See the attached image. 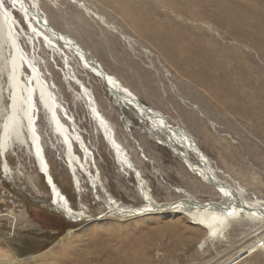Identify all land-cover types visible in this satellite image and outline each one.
<instances>
[{
	"label": "rangeland",
	"instance_id": "obj_1",
	"mask_svg": "<svg viewBox=\"0 0 264 264\" xmlns=\"http://www.w3.org/2000/svg\"><path fill=\"white\" fill-rule=\"evenodd\" d=\"M27 1L89 61L193 142L214 177L243 201L264 203V0ZM15 16L25 31L23 17ZM55 45L59 50L38 43L30 56L91 153L77 185L62 147H54L45 132L42 112L38 127L49 175L83 217L56 211L47 176L30 150L14 148L5 158L10 176L0 160V264H264V221L235 220L224 236L213 238L181 214L110 209L106 195L120 207L143 208L142 185L158 205L185 195L199 204L217 202L220 195L191 170L198 164L192 154L176 142L169 147L149 139L148 124L138 123L131 110L123 116L86 64ZM62 60L72 73L63 70ZM82 87L94 95L141 182L115 160ZM79 148L74 152L81 158Z\"/></svg>",
	"mask_w": 264,
	"mask_h": 264
},
{
	"label": "bare ground",
	"instance_id": "obj_2",
	"mask_svg": "<svg viewBox=\"0 0 264 264\" xmlns=\"http://www.w3.org/2000/svg\"><path fill=\"white\" fill-rule=\"evenodd\" d=\"M33 6V3L27 0H0V160L3 162L2 172L5 176L11 175L10 169L6 164V154L16 147L28 148L40 173L47 176V183L50 185L52 193V202L50 204L66 218L83 217L81 213L75 212L69 207L70 205H68L66 198L53 183L49 175L50 169L45 157L43 138L38 127L39 113L42 112L41 115H44L46 128L45 132L52 140H55L54 147L57 145L62 147L66 167L77 185L79 180L76 175L80 169L87 171L86 166L92 160L91 153L86 149L83 144V138L75 129L72 119H70V116L67 115L64 107L57 99L54 88L44 79L41 71L36 67L33 58L30 56V49L35 51L34 48L38 43L41 45L45 43L49 48H57L59 50V46L55 45L57 43L63 49L62 53L69 51L77 56L82 63L86 64V69L89 73L102 81L123 116L126 115L125 110H131L136 115V118L140 119L138 123L144 121L148 124L144 134L149 139L169 147L172 146V144L169 145L171 142H176L175 144L178 147L185 150L184 153L192 154L197 159L198 164L197 168L193 169L191 164V170L197 169L195 173L202 177V181L213 187L220 195V199L217 202L199 204L188 195H185L183 200L173 204L158 205L152 201L151 195L142 185L141 197L145 202L143 208L130 209L120 207V204H116L110 196L106 195L107 205L111 210L125 215H142L144 213L181 214L189 224L204 229L208 237L224 236L229 223L235 220L264 221L263 202L249 203L248 201H243L240 197V192L214 177L209 167L205 166V157L193 142H190L179 130L170 128L157 112L142 105L129 90L114 80L115 78H111L100 66L89 61L77 44L67 36L54 30L36 9V5ZM15 13L23 17L25 31H23ZM22 33L26 36L28 35L29 38L22 36ZM21 39H26L24 44H26L28 52L22 47ZM62 56L64 55L61 54L60 57L63 58ZM61 63L64 65V71L69 74L72 73L71 68L67 67V62L62 60ZM88 93L85 87H82V95L86 97L87 101L85 104L91 110L90 115L92 114L91 117L97 131L103 136V140L113 152L118 164L132 173L136 179L139 178V182H141L137 170L127 157L123 155L117 145L113 130L100 115L94 95L91 92L90 94ZM62 119L66 120L69 126L63 123ZM128 127H131V124ZM75 146L80 147L79 149L83 151V157L79 158L75 154ZM172 151L178 155L180 153L174 147ZM95 181L92 180L91 184H96ZM114 207L117 208L115 209Z\"/></svg>",
	"mask_w": 264,
	"mask_h": 264
},
{
	"label": "water",
	"instance_id": "obj_3",
	"mask_svg": "<svg viewBox=\"0 0 264 264\" xmlns=\"http://www.w3.org/2000/svg\"><path fill=\"white\" fill-rule=\"evenodd\" d=\"M45 182L47 183L48 181H47V178H45ZM48 184V183H47ZM49 185V184H48ZM50 186V185H49Z\"/></svg>",
	"mask_w": 264,
	"mask_h": 264
}]
</instances>
